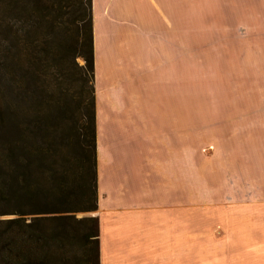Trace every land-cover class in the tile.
Segmentation results:
<instances>
[{
    "label": "crops",
    "instance_id": "1",
    "mask_svg": "<svg viewBox=\"0 0 264 264\" xmlns=\"http://www.w3.org/2000/svg\"><path fill=\"white\" fill-rule=\"evenodd\" d=\"M91 12L98 263L192 264L194 61L218 77L200 123L230 186L247 188V244L232 239L229 264H264V0H91Z\"/></svg>",
    "mask_w": 264,
    "mask_h": 264
},
{
    "label": "trees",
    "instance_id": "2",
    "mask_svg": "<svg viewBox=\"0 0 264 264\" xmlns=\"http://www.w3.org/2000/svg\"><path fill=\"white\" fill-rule=\"evenodd\" d=\"M51 3L0 0V264H99L91 0Z\"/></svg>",
    "mask_w": 264,
    "mask_h": 264
},
{
    "label": "rangeland",
    "instance_id": "3",
    "mask_svg": "<svg viewBox=\"0 0 264 264\" xmlns=\"http://www.w3.org/2000/svg\"><path fill=\"white\" fill-rule=\"evenodd\" d=\"M51 1L54 16L61 23H65L73 14L77 13L74 5L76 0ZM193 62L191 75L189 258L192 264H229L233 256L236 259L241 258L240 252L231 251L232 239L239 247L246 248L247 244L246 219L244 217L247 213V205L245 206L242 201L247 198V188L230 186L231 173L229 169H224L222 172L225 163H220V155L216 156L214 146L216 141L209 139L206 135L204 120L202 125L200 123V101L211 98V89L218 83V77L193 74ZM232 78L237 87L239 85L238 77L233 76ZM74 88L77 91V83L74 84ZM237 92L238 90H236ZM201 105L203 106L201 112L206 114L208 106L211 105L210 102H203ZM226 142L227 140L223 142L219 140V144ZM227 150L228 147L223 151ZM225 174H228L229 179L222 181L221 177ZM82 216L95 217V213L78 215V217ZM232 234L235 235L232 236Z\"/></svg>",
    "mask_w": 264,
    "mask_h": 264
}]
</instances>
